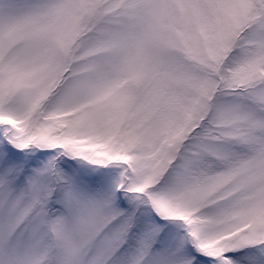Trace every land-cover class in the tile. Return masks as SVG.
I'll return each instance as SVG.
<instances>
[{
    "label": "snow or ice",
    "instance_id": "6c2138e0",
    "mask_svg": "<svg viewBox=\"0 0 264 264\" xmlns=\"http://www.w3.org/2000/svg\"><path fill=\"white\" fill-rule=\"evenodd\" d=\"M0 264H264V0H0Z\"/></svg>",
    "mask_w": 264,
    "mask_h": 264
},
{
    "label": "clouds",
    "instance_id": "9594fccd",
    "mask_svg": "<svg viewBox=\"0 0 264 264\" xmlns=\"http://www.w3.org/2000/svg\"><path fill=\"white\" fill-rule=\"evenodd\" d=\"M67 71V69H65ZM77 75L74 78H70V82L62 80V84L54 87L52 93L48 98L49 104H55L61 101L65 96L74 92V90L83 86L84 84L90 83L96 78V73L89 71L86 65H81L76 68ZM63 77V73H61ZM87 104L91 105L93 101H86ZM71 114V113H69Z\"/></svg>",
    "mask_w": 264,
    "mask_h": 264
}]
</instances>
